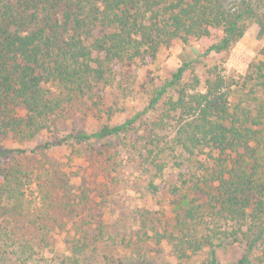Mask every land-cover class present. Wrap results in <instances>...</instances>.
Masks as SVG:
<instances>
[{
    "label": "trees",
    "instance_id": "trees-1",
    "mask_svg": "<svg viewBox=\"0 0 264 264\" xmlns=\"http://www.w3.org/2000/svg\"><path fill=\"white\" fill-rule=\"evenodd\" d=\"M252 21L264 28V0H0V142L22 145L42 132L51 137L32 147L0 144L3 244L28 258L46 239L47 220L58 230L70 224L69 255L60 264H77L103 237L107 223L96 220L85 192L71 197L64 164L48 154L75 145L84 160L97 163L101 191L120 182L127 165L148 174L152 194L154 177L166 169L172 175L170 212L161 209L156 219L149 210L141 214L135 241L165 240L180 259L238 243L239 264H264V99L251 97L247 78L234 102L230 81L215 65L198 89L197 77L182 81L183 63L162 87L172 89L163 115L145 133L132 125L136 114L90 130L79 125L111 114L106 90L122 66L154 57L173 40L212 36L204 53L226 50ZM255 73L264 93V58ZM98 196L99 211L110 208L105 193ZM36 199L40 205L30 215L26 206Z\"/></svg>",
    "mask_w": 264,
    "mask_h": 264
},
{
    "label": "rangeland",
    "instance_id": "rangeland-1",
    "mask_svg": "<svg viewBox=\"0 0 264 264\" xmlns=\"http://www.w3.org/2000/svg\"><path fill=\"white\" fill-rule=\"evenodd\" d=\"M212 39V36L199 40L193 38L188 44L173 40L167 46L160 47L154 57L122 66L118 69L119 73L113 86L106 90L105 104L112 105L111 114L98 113L97 118L88 117L80 120L79 125L83 124L90 130L98 128L102 123L110 125L121 123L136 114V121L132 125L138 127L141 134L145 133L147 128L153 122H158L163 115L164 101L172 89L166 85L161 92L162 87L176 68L183 63H188V67L183 73L182 81L191 83L193 77H197L198 89H203L204 81L209 76L208 68L215 65L217 72L231 83L232 101L238 100L241 92L238 87L244 78L248 80L246 90L250 87L254 89L251 97L264 99V93L260 92L259 86H256L255 77V65L264 58V28L252 21L242 38L230 48L205 54V48ZM153 97L159 98L150 105ZM243 103L251 106L254 102L245 99ZM66 131H62L61 134ZM45 140H51V137L49 133L42 132L22 145L14 142L13 138L5 142L1 141L0 144L4 147H32ZM76 149L75 145L57 146L48 150V154L53 161L64 164L69 179L64 188L71 190V197L78 198L82 191L85 192L87 203L89 202L90 207L93 208L91 211L96 220L101 219L107 223L103 237H98L95 243L79 254L77 264H211L212 260L215 264H239L243 248L238 243L216 247L214 251L205 248L180 259L173 254L169 243L165 240L159 243L150 238L144 242L135 241L136 232L140 229L141 214L149 210L156 219L161 217V209L170 212L171 206L168 204L166 188L173 182L172 175L166 169L163 175L154 177L158 192L152 194L147 186L148 174H145V178L137 168L127 165L120 169L122 180L113 185L109 184L108 190L101 191V186L97 182L98 170L95 167L97 163L93 159L84 160L85 156L79 154L82 149L79 152ZM145 186L147 189L143 188ZM99 192L105 193L106 204L110 205V208L103 212H100L98 207ZM30 202L26 208L30 207L29 214L34 215L33 212L37 210L35 207L40 205V201L36 199ZM4 216L5 213L0 211V264H60L64 257L69 255L65 240L73 233L70 224L66 225L68 227L66 231L65 228L58 230L54 223L47 220L43 228L47 231L46 239L35 246L36 254L25 258L17 254L15 248L3 244L1 232L5 222L1 223V218ZM42 223L39 222L40 225Z\"/></svg>",
    "mask_w": 264,
    "mask_h": 264
}]
</instances>
